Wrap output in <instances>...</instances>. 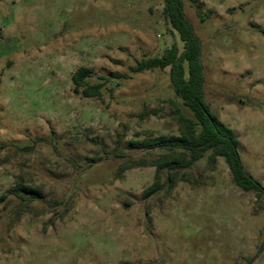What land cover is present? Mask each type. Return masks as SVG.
<instances>
[{"label": "rangeland", "instance_id": "rangeland-1", "mask_svg": "<svg viewBox=\"0 0 264 264\" xmlns=\"http://www.w3.org/2000/svg\"><path fill=\"white\" fill-rule=\"evenodd\" d=\"M200 41L204 102L233 130L264 187V0H183ZM162 0H0V264H264V197L232 182L223 159L142 197L163 151L131 140L178 135L168 68L138 60L182 44ZM90 69L99 98L73 92ZM124 75V77L122 76ZM102 79V80H101ZM155 114L143 115V110ZM165 175H162V181ZM38 200L6 191L17 182Z\"/></svg>", "mask_w": 264, "mask_h": 264}, {"label": "trees", "instance_id": "trees-1", "mask_svg": "<svg viewBox=\"0 0 264 264\" xmlns=\"http://www.w3.org/2000/svg\"><path fill=\"white\" fill-rule=\"evenodd\" d=\"M162 17L170 29L178 35L182 50L172 44L159 57L138 60L130 71L140 73L146 70L168 68L169 81L174 95L180 100L186 113L173 100V119L178 126V135H156L140 141L131 140L128 148L141 151H163L153 159L126 160L116 168V177L133 168H154L153 182L142 192L148 198L164 187L171 189L176 180L188 182L179 171L190 168L206 156L208 165L222 158L229 169L232 182L243 191H251L256 198L264 197V187L247 175L237 152L238 140L232 129L219 121L204 102V76L199 61L200 41L194 35L190 22L183 11V0H162ZM90 69L79 67L71 76L73 92L85 98H99L103 83L88 84ZM124 77V75H122ZM102 80V79H101ZM143 115L155 114L143 110ZM165 180L162 181V175ZM20 200H38L40 190L17 182L6 191Z\"/></svg>", "mask_w": 264, "mask_h": 264}]
</instances>
